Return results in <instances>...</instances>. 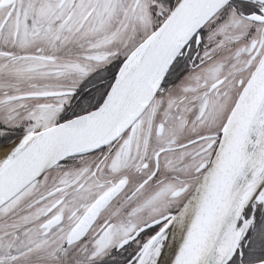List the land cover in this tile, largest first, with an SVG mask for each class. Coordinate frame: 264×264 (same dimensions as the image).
I'll return each mask as SVG.
<instances>
[{"label":"snow or ice","instance_id":"snow-or-ice-1","mask_svg":"<svg viewBox=\"0 0 264 264\" xmlns=\"http://www.w3.org/2000/svg\"><path fill=\"white\" fill-rule=\"evenodd\" d=\"M0 264H264V0H0Z\"/></svg>","mask_w":264,"mask_h":264}]
</instances>
